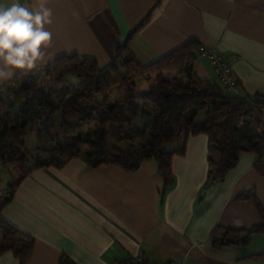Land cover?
I'll return each instance as SVG.
<instances>
[{
  "label": "crops",
  "instance_id": "1",
  "mask_svg": "<svg viewBox=\"0 0 264 264\" xmlns=\"http://www.w3.org/2000/svg\"><path fill=\"white\" fill-rule=\"evenodd\" d=\"M49 7L54 15L47 63L33 70L73 53L104 65L148 14L128 44L139 62L194 41L217 49L230 64L236 84L226 91L264 97V0H51ZM194 57L196 75L219 83L207 53L197 48ZM207 153V135H189L184 154L172 156L173 183L163 196L153 160L132 172L93 167L80 157L61 167L36 168L19 182L1 216L32 237L25 264H124L131 255L158 264H264V234H254L246 245L219 248L209 236L216 225L242 228L259 221L255 206L239 198L253 191L264 210L255 154L240 153L223 181L205 186ZM0 264L19 261L5 251Z\"/></svg>",
  "mask_w": 264,
  "mask_h": 264
},
{
  "label": "trees",
  "instance_id": "2",
  "mask_svg": "<svg viewBox=\"0 0 264 264\" xmlns=\"http://www.w3.org/2000/svg\"><path fill=\"white\" fill-rule=\"evenodd\" d=\"M148 19L147 14L104 65L75 53L62 55L41 70L17 73L0 87L11 89L10 83L14 82V90L28 97L21 109L24 121L15 123L8 121L0 102V166L10 165L20 171L0 199V254L11 251L19 264H25L32 250V237L1 216L19 182L33 169L61 167L73 157H80L93 167L115 165L131 172L143 161L153 160L163 178V196L173 183L172 156L184 154L189 135L204 133L208 149L205 186L223 181L242 152L255 154L253 168L264 178V97L234 95L219 83L199 78L194 71V51L199 46L194 41L147 64L139 62L128 48L129 39ZM42 73L52 86L34 99L29 93ZM69 74L79 80L77 85L66 82ZM139 77L150 79L143 90L136 87L135 79ZM113 90L117 95L110 100ZM31 112L41 120L39 134L74 129L89 119L99 126L80 131L63 142L57 150L61 160L36 159L27 168V155L19 137L25 133L27 114ZM140 117L144 120L142 127L132 130L135 119ZM108 140L129 146L108 150ZM80 144L88 148L81 149ZM239 198L255 206L259 221L242 228L214 226L209 233L213 247L246 245L254 234H264V210L255 193L245 192ZM60 264L71 262L62 260Z\"/></svg>",
  "mask_w": 264,
  "mask_h": 264
},
{
  "label": "clouds",
  "instance_id": "3",
  "mask_svg": "<svg viewBox=\"0 0 264 264\" xmlns=\"http://www.w3.org/2000/svg\"><path fill=\"white\" fill-rule=\"evenodd\" d=\"M51 0L0 2V84L47 63L46 49L53 33Z\"/></svg>",
  "mask_w": 264,
  "mask_h": 264
},
{
  "label": "rangeland",
  "instance_id": "4",
  "mask_svg": "<svg viewBox=\"0 0 264 264\" xmlns=\"http://www.w3.org/2000/svg\"><path fill=\"white\" fill-rule=\"evenodd\" d=\"M117 65L119 63L117 62ZM123 72V70H120ZM66 82L71 85H77L79 80L75 78L73 74L65 76ZM136 87L139 90H143L147 87L148 79L146 77H139L135 79ZM12 88H2L0 89V102H2V110L8 118L10 123L24 121V116L22 114L23 102L28 98L22 93H17L14 90V82H11ZM9 84V85H10ZM52 82L43 78V73L39 78L36 79L33 90L29 93L30 96L37 99L43 91L50 90ZM72 86V85H71ZM117 95V91L113 90L110 93V100H113ZM28 122L26 124L25 133L19 137L22 140L24 150L26 152L25 167L30 168L34 164L36 159L53 158L56 161L61 160L63 157L57 150L61 147L63 142L68 140L71 136L78 134L80 131L85 132L89 129L98 127L99 124L94 119H89L81 126L74 129L67 127L66 129L53 131L48 135L39 134L38 129L41 126V120L37 117L35 112L27 114ZM144 123L142 117L135 119L133 123V128H141ZM108 150H113L115 148H127L129 145L127 143H115L112 140L107 141ZM81 149H86L88 146L86 144H80ZM20 175V171L14 166H0V199L4 196L6 187L12 183Z\"/></svg>",
  "mask_w": 264,
  "mask_h": 264
},
{
  "label": "built area",
  "instance_id": "5",
  "mask_svg": "<svg viewBox=\"0 0 264 264\" xmlns=\"http://www.w3.org/2000/svg\"><path fill=\"white\" fill-rule=\"evenodd\" d=\"M198 51L203 53H207L210 63L216 73V77L218 82L225 88H233L236 84V78L234 73L232 72L231 66L228 62H226L221 53L215 48H205L204 46H199ZM124 264H158L154 262H150L146 260L144 257L139 255H131L125 261ZM162 264H171L169 262H165Z\"/></svg>",
  "mask_w": 264,
  "mask_h": 264
}]
</instances>
